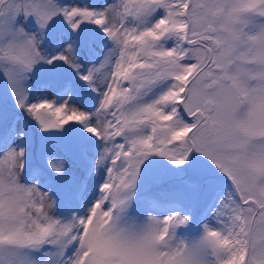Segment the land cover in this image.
<instances>
[{"label": "snow or ice", "instance_id": "snow-or-ice-1", "mask_svg": "<svg viewBox=\"0 0 264 264\" xmlns=\"http://www.w3.org/2000/svg\"><path fill=\"white\" fill-rule=\"evenodd\" d=\"M0 264H264V0H0Z\"/></svg>", "mask_w": 264, "mask_h": 264}, {"label": "rangeland", "instance_id": "rangeland-1", "mask_svg": "<svg viewBox=\"0 0 264 264\" xmlns=\"http://www.w3.org/2000/svg\"><path fill=\"white\" fill-rule=\"evenodd\" d=\"M97 2H102V0H97Z\"/></svg>", "mask_w": 264, "mask_h": 264}]
</instances>
